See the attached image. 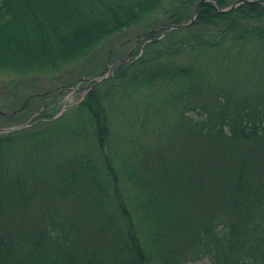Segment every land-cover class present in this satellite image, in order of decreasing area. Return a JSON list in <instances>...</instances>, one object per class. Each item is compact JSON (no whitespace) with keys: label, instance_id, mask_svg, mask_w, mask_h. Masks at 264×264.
Returning <instances> with one entry per match:
<instances>
[{"label":"trees","instance_id":"1","mask_svg":"<svg viewBox=\"0 0 264 264\" xmlns=\"http://www.w3.org/2000/svg\"><path fill=\"white\" fill-rule=\"evenodd\" d=\"M199 2L0 0V71L31 82L127 28L150 39L0 135V264H264V4L206 1L162 36Z\"/></svg>","mask_w":264,"mask_h":264},{"label":"rangeland","instance_id":"2","mask_svg":"<svg viewBox=\"0 0 264 264\" xmlns=\"http://www.w3.org/2000/svg\"><path fill=\"white\" fill-rule=\"evenodd\" d=\"M139 31L140 27L134 26L111 36L95 49L91 54V60L86 64H70V66L60 72L56 77L50 76L49 78L42 79L40 82H31L18 75L0 71V107L7 112L5 116L0 115V126L14 124L7 120H15V111L17 108L19 109L22 107L21 105L23 104V111L28 113L23 120H35L40 117L43 112H54L55 108L58 109V113L55 117H61L63 113V104L65 102L67 108L64 112L71 111L79 104L87 88H85V90L81 89L85 86L86 80H82L76 85L69 83V81L81 75H84L83 78H87L89 76H98L101 74L106 66L111 63H106L107 52L112 49L115 55L122 53L127 46L125 43L134 44L130 50V55H126L129 59L131 58L130 56L133 57V52L140 48V46L142 47L145 41V38L137 37ZM123 40L127 41L120 44L119 47H115V45H119V42ZM85 71L92 72L93 74L86 75L84 73ZM87 84H89V82ZM74 88L76 89L75 91H73ZM27 103H31V105L27 107ZM188 264L211 263L208 258H204L197 261H190Z\"/></svg>","mask_w":264,"mask_h":264},{"label":"water","instance_id":"3","mask_svg":"<svg viewBox=\"0 0 264 264\" xmlns=\"http://www.w3.org/2000/svg\"><path fill=\"white\" fill-rule=\"evenodd\" d=\"M206 1H211V2H213V3L217 6V8L219 9L220 12H229V11H231V10H233V9H235V8H237V7H239V6H240L241 4H243V3H249V2H260V3H263V4H264V1H263V0H236V2H234L233 4H231V5L227 6V7H221V6L218 4V2H217L216 0H200L197 9H196V11L194 12V15L192 16V18H191L188 22H186V23H184V24H170V25H168V26L163 25L162 28H164L165 30H164V33H163L162 36H164L167 32H169V31H171V30H174V29H182V28H185V27H188V26L192 25V24L194 23V21L196 20L197 12H198L200 6H201L204 2H206ZM162 36H161V37H162ZM148 41H150V39H148L147 41H145L144 44H145L146 42H148ZM144 44H143V45H144ZM127 59H128V57H126L124 60H121V61H119V62H115V63H113V64L108 65V66L105 68V70H104L101 74H99V75L97 76V78L94 79V80H95L94 85H96V84L99 83L100 81L104 80L106 77H109V76L112 74V72L115 70V68L117 67V65H118L119 63H122V62L126 61ZM88 80H90V78H88ZM4 113H5V112H4L3 110L0 109V114H4ZM23 126H28V124H26V125H22V126H14V127H12L11 129H9V128H1V129H0V134H1V133H6V132H8L9 130H15V129L21 128V127H23Z\"/></svg>","mask_w":264,"mask_h":264}]
</instances>
